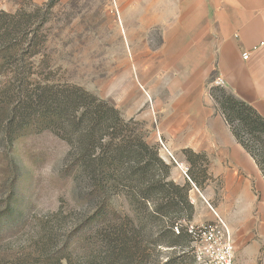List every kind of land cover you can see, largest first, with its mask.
<instances>
[{
  "label": "trees",
  "instance_id": "trees-1",
  "mask_svg": "<svg viewBox=\"0 0 264 264\" xmlns=\"http://www.w3.org/2000/svg\"><path fill=\"white\" fill-rule=\"evenodd\" d=\"M56 1L31 12L0 13V134L13 147L50 131L69 146L71 176H88L89 199L97 200L67 236L56 243L50 237V249L42 254L50 264H197L189 231L192 185L172 179L174 167L147 141L144 124L126 120L114 105L80 86L38 80L34 59L45 47L43 29ZM210 95L264 177V117L225 88L214 86ZM183 153L190 180L204 190L211 179L208 159ZM18 185L11 184L15 194L0 210V234L4 227L13 233L25 228ZM119 199L122 206L115 204Z\"/></svg>",
  "mask_w": 264,
  "mask_h": 264
},
{
  "label": "rangeland",
  "instance_id": "rangeland-1",
  "mask_svg": "<svg viewBox=\"0 0 264 264\" xmlns=\"http://www.w3.org/2000/svg\"><path fill=\"white\" fill-rule=\"evenodd\" d=\"M48 1L0 0V13L31 12ZM177 2L57 0L43 29L45 47L34 59L38 80L46 82L51 77L55 82L84 88L114 105L126 120L133 118L142 122L148 141L151 133L157 131L159 109L144 84V62L162 44L164 27L177 20ZM160 74H154V78L158 80ZM173 74L176 76L171 73L170 78ZM211 80L212 88L215 85ZM160 139L163 141L158 134V142L151 144L157 145L159 152L164 151ZM183 152L174 154L182 166L170 162L177 167L172 170L177 178L185 171L188 175L190 169ZM71 162L69 146L50 131L22 138L13 147L0 134V210L15 194L11 184L18 183L20 195L24 196L21 204L25 213V228L21 232L13 233L4 227L0 234V264H50L42 254L44 248L50 249V237L56 243L58 238L67 236L97 204V200H90L88 196L91 187L88 176L83 175L79 180L71 176ZM115 204L122 206L124 202L119 199ZM196 204L195 226L201 228L218 221L211 219L213 212L207 204L203 201ZM234 250L235 264L239 263L238 258L242 264L245 260V264H256L252 261L253 255L239 254L235 245ZM164 252V258L169 256V251ZM197 264L215 262L203 255ZM257 264H264V240Z\"/></svg>",
  "mask_w": 264,
  "mask_h": 264
},
{
  "label": "crops",
  "instance_id": "crops-1",
  "mask_svg": "<svg viewBox=\"0 0 264 264\" xmlns=\"http://www.w3.org/2000/svg\"><path fill=\"white\" fill-rule=\"evenodd\" d=\"M175 8L177 20L164 27L162 44L144 62V84L159 109L157 131L148 142L156 144L161 135L172 155L160 151L168 164L182 166L174 154L183 150L206 156L211 179L202 191L189 180L192 204L196 210V201L207 204L211 219L230 229L238 253L253 255L257 264L264 240V177L209 90L213 75L222 78L231 94L264 117V0H178ZM172 179L188 181L184 173Z\"/></svg>",
  "mask_w": 264,
  "mask_h": 264
},
{
  "label": "built area",
  "instance_id": "built-area-1",
  "mask_svg": "<svg viewBox=\"0 0 264 264\" xmlns=\"http://www.w3.org/2000/svg\"><path fill=\"white\" fill-rule=\"evenodd\" d=\"M249 56V53L244 54V60H248ZM214 85L222 88L226 86L224 80L219 77L215 79ZM160 143L163 150L172 157L161 139ZM184 174L187 179L190 180L186 171ZM193 186L195 187L194 184ZM176 231L178 233V230ZM189 231L195 238L194 247L198 252L199 260H201V256L206 255L211 258L215 264H235V250L232 235L222 220L219 219L216 223L202 226L201 228L192 224L189 226Z\"/></svg>",
  "mask_w": 264,
  "mask_h": 264
}]
</instances>
